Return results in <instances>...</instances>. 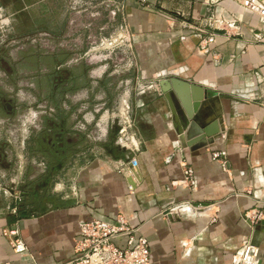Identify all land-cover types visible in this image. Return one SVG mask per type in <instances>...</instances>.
<instances>
[{
	"label": "crops",
	"instance_id": "crops-1",
	"mask_svg": "<svg viewBox=\"0 0 264 264\" xmlns=\"http://www.w3.org/2000/svg\"><path fill=\"white\" fill-rule=\"evenodd\" d=\"M262 7L264 0H0V29H9L0 36L47 44L41 54L18 52V62L5 52L14 71L0 67L8 92L19 93L13 81L25 78L28 93L56 100L58 120L78 129L65 158L29 139L34 158L9 164L0 264H73L81 224L119 218L148 239L151 264H236L245 240L264 264ZM117 35L131 45L108 58L100 40ZM174 80L190 88L191 106L201 97L189 133L209 131L212 140L191 145L179 135ZM125 110L138 150L117 142ZM222 152L225 166L212 158ZM186 168L195 189L184 183ZM10 232L26 252L16 253Z\"/></svg>",
	"mask_w": 264,
	"mask_h": 264
},
{
	"label": "built area",
	"instance_id": "built-area-1",
	"mask_svg": "<svg viewBox=\"0 0 264 264\" xmlns=\"http://www.w3.org/2000/svg\"><path fill=\"white\" fill-rule=\"evenodd\" d=\"M254 3V0H249ZM260 15L264 19V7L259 9ZM213 42L211 37L209 42ZM130 40L124 35L108 37L100 40L99 48L106 56L112 57L117 51L130 47ZM106 58V60L108 59ZM134 122L128 110H125L122 117H119L118 143L124 148L138 150L135 136L132 134ZM225 154L214 153V161H220L226 165ZM184 183L190 189L197 186L195 173L192 168L184 171ZM178 210H172L169 216H177ZM262 217L259 213L256 220ZM213 222L216 219L212 220ZM13 233H6L16 253L27 251L26 245L14 239ZM259 251L255 249L250 240H245L236 264H258ZM73 264H151L150 244L144 237L140 228L130 226L123 218H119L116 224L92 220L83 222L80 226L79 238L75 244V259Z\"/></svg>",
	"mask_w": 264,
	"mask_h": 264
},
{
	"label": "rangeland",
	"instance_id": "rangeland-1",
	"mask_svg": "<svg viewBox=\"0 0 264 264\" xmlns=\"http://www.w3.org/2000/svg\"><path fill=\"white\" fill-rule=\"evenodd\" d=\"M4 30H7V28L4 27L0 29V31H4ZM1 35H4V36H0V67L2 68H4L5 63H7L3 61L5 58L4 57L5 52L12 53L13 55L12 57H15L16 61L18 62L20 59L19 55H17L18 52H27L29 50V52L30 51L35 52L33 55H37V54H41L40 51H46L45 47L47 46V44L40 43L38 39L37 40L36 39L32 40V38L23 39L21 37H18V35H14L15 40L12 41L11 38L13 36L10 35V32L9 33L5 32L4 34H1ZM50 49L52 48L49 47L47 50H50ZM101 54L104 56L105 53L104 54L101 53ZM101 54L99 53L97 56H95L96 59L98 57V59L100 58V60H102L103 58H101L102 57ZM97 61L98 63L100 62L99 60ZM23 74L26 75L27 72L24 71ZM6 80L8 79H6L5 75L1 74L0 81H2V83H0V90L2 91V93H5V95L11 96L13 93L8 92V91L12 86H9L10 88H7L5 85ZM13 82L14 84L17 83L16 88H19V91H20L19 100H17L18 101L17 102L18 113H16L15 115H13L12 118H10L6 114L5 111L3 112V117L10 118V121L12 122L11 129L9 130L5 129L3 121H5L6 119H4L3 117H0V144H2V146H0V150L5 154L4 158L0 161V178H1L0 179V206H3L6 202H8V199L6 198L8 197L7 194L9 193V190L5 188L6 184L3 185V182L5 181L7 182L8 174L6 173V169H4L1 166V164L8 163L14 166V169L15 167L17 168L18 166H21L22 164H28V161H29L28 159L30 157L34 158L33 157L34 154L33 152L29 153L27 151L26 144L30 139L32 148H34L33 147L34 145L35 147L37 145L36 135H37L38 130L35 126H32L31 122L36 121L39 118V115H38V112L35 110L34 106H31V105L37 102L38 98L36 97V95L37 96L39 95L38 91L32 92L30 90V93H28L29 91H27L26 89H31L32 84L29 85V82H27L25 78H22V79L16 78V80ZM35 93L36 95H34ZM26 99H28V102H29L28 105H27L28 102ZM8 142L11 143V144H8L9 146H7V144L4 145L5 143H8ZM28 154H30V157L28 156ZM35 154L38 157V152ZM24 156H27V158H25Z\"/></svg>",
	"mask_w": 264,
	"mask_h": 264
},
{
	"label": "flooded vegetation",
	"instance_id": "flooded-vegetation-1",
	"mask_svg": "<svg viewBox=\"0 0 264 264\" xmlns=\"http://www.w3.org/2000/svg\"><path fill=\"white\" fill-rule=\"evenodd\" d=\"M65 65H58L56 67V70L62 80H59V77H54V89H59L58 83L63 81V71H64ZM9 73V77H14V71L13 69L9 68L6 63L5 67L3 68ZM2 79V78H1ZM2 83V81H0ZM63 85H67L66 83H63ZM53 89V90H54ZM57 93V91H55ZM55 96H57L55 94ZM17 100H19V93H13L11 96L5 95V93H2L0 90V113L6 112V114L12 118L13 115L18 113V107H17ZM28 102V99H26ZM29 102L27 103V105ZM31 106H34L35 110L38 112L39 118L36 121L31 122L32 126H35L37 130L39 129L40 123H43V120L45 119L46 127L40 129V131H37V145L35 149L37 151H46L50 154L53 158H65L66 149L68 146H71L74 143V139L76 138V134L78 133L77 125L73 126L72 128H68L65 123L58 120V114L60 113V107L57 105L56 100L51 103H46L44 100H37L36 103H33ZM4 118V117H3ZM10 118H4L6 119L3 121L5 129L9 130L11 129L12 122L10 121ZM9 146V142L5 143L4 145ZM2 146V144H0ZM4 153L0 150V161L4 158ZM44 165H46L45 162H43ZM1 166L4 169L9 168L8 163H2ZM5 184H8L6 181ZM24 197V196H22Z\"/></svg>",
	"mask_w": 264,
	"mask_h": 264
},
{
	"label": "water",
	"instance_id": "water-1",
	"mask_svg": "<svg viewBox=\"0 0 264 264\" xmlns=\"http://www.w3.org/2000/svg\"><path fill=\"white\" fill-rule=\"evenodd\" d=\"M179 83L180 81H177V80L172 81L173 91L177 95V101L175 100V103L178 109L179 116L181 118V128H179V135H183L182 137L183 140H186V141L193 140L191 145L200 144V142H202L205 139L212 140L215 134L214 133L211 134L209 131H204L201 135L204 137H202L201 139H196L195 136L192 137V134H193L192 132L189 133L190 130L192 131L196 126V124L192 123V121L194 118V112L196 111V109H198V103L201 100V97H197L196 104L194 106H191L190 99H189V89L190 88L183 86L182 84H179ZM176 85H180V87ZM178 101H179V104H178Z\"/></svg>",
	"mask_w": 264,
	"mask_h": 264
}]
</instances>
